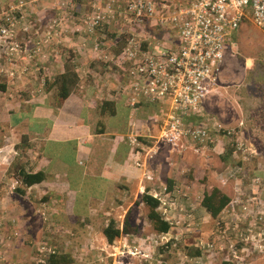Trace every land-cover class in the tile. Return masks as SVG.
I'll use <instances>...</instances> for the list:
<instances>
[{
  "label": "crops",
  "instance_id": "1",
  "mask_svg": "<svg viewBox=\"0 0 264 264\" xmlns=\"http://www.w3.org/2000/svg\"><path fill=\"white\" fill-rule=\"evenodd\" d=\"M12 1L0 0V5L7 3L10 7ZM53 1L23 0V18L13 25L11 40L26 52L33 49V57L14 53V78L6 80L0 75V224L8 226L11 236L14 232L16 237L25 233L24 228L10 226L11 221L17 226L32 223L26 211L30 204H35L29 198L31 193L40 208L48 209V219L64 217L67 222H63L71 225H86L87 219L95 218L96 210H100L97 217L106 224L110 216L118 218L128 209L143 206L139 199L144 193L168 196L170 214L175 217L173 213L177 211L181 224L190 223L202 214L209 218L199 201L210 186L209 189L217 187L229 197L230 203L218 216L224 219L222 222L228 220L227 210L242 208L247 210L246 216L238 214L240 218H235L242 223L243 231L250 233L248 228L254 221L245 223L246 218L254 220L264 213V181L259 186L251 182L246 191L241 185L234 187L231 195L226 185L241 170L235 165L239 158L232 150L226 156L230 153L229 145L216 134L209 146L221 163L216 171L201 168L205 164L201 165L200 160L207 158L208 152L196 157L188 151L178 153L160 147L154 158L145 160V147L158 136L162 126L155 107L141 101L131 109L125 96L116 92L121 76L110 63H105L114 59L116 40L110 38L111 31L100 27L90 34L81 32L82 20L73 23L74 18L60 15L52 6ZM79 6L73 15L82 18L85 11ZM57 15L59 26L47 24ZM46 33L50 37L44 39ZM65 66L72 68L76 85L59 101L53 80L63 73ZM40 79L45 81L44 88L39 86ZM218 91L229 101L225 89L217 86L214 93L219 94ZM200 110L201 106L186 117L187 126L212 130L229 127L222 123L228 122L223 110L215 119H206ZM241 113L237 111L238 118ZM237 124L238 128L243 121L238 119ZM255 154L247 155L246 161L257 159L256 151ZM20 172H40L44 180L25 187L20 182ZM16 178L17 188L8 192L11 180ZM230 220L234 222L233 218ZM204 227L201 224V229ZM212 230L206 233L214 235ZM252 230L256 231L253 225ZM142 231L138 228L136 235L120 237L141 245ZM259 231L264 234V229ZM153 233L152 230L149 234L152 241ZM99 239L103 242L101 233ZM181 240L187 245L184 232ZM193 254L191 259L196 262L201 252L194 250ZM23 255L21 251L15 254L25 258Z\"/></svg>",
  "mask_w": 264,
  "mask_h": 264
},
{
  "label": "rangeland",
  "instance_id": "2",
  "mask_svg": "<svg viewBox=\"0 0 264 264\" xmlns=\"http://www.w3.org/2000/svg\"><path fill=\"white\" fill-rule=\"evenodd\" d=\"M90 1L54 0L52 6L59 11L60 15L64 14L67 18H74L76 21L72 22L77 23L82 18L80 15H73L76 6L81 5L79 7L86 11ZM22 3L23 0H13L10 2V7L7 3L0 5V26H6L10 22L14 25L22 20ZM60 3L63 4L59 6ZM66 3L74 6V9L70 11L71 13L66 9ZM58 18L57 15L47 24L59 26L61 23ZM115 28L113 24L105 26V29L111 31V33H114ZM115 32H117L116 29ZM11 37L12 33H10ZM49 37V33L44 35V39ZM7 39L9 38L7 37ZM232 39L234 47L223 55L217 76L218 87L225 89L229 101L228 98L225 100L222 91H218L219 94L214 93L200 103L202 110L199 111L206 119H215L217 118L216 115H219L223 110L227 114L226 119L228 122L222 123L229 127H225L227 129L221 128L213 134L223 136L221 130L237 132L236 140L254 149L257 153V159H252L249 163L247 161L243 163L237 177L228 180L226 186L231 195L234 187H240L239 185H241L242 190L246 191L249 189L252 178L256 175L262 176L261 174L264 173V33L252 25L244 23L234 32ZM15 43L10 40L9 43L4 44L3 52H0V75L1 78L6 80L14 78L15 68H11L15 65L14 53L23 54L28 59L33 57V49L26 52L18 42ZM231 52L233 53L232 56L230 55ZM44 85V79H40L39 86L44 88ZM233 102L234 106L242 112L240 118H238L240 115H237L239 110L232 105ZM229 117H231L230 120ZM238 119L241 122L243 121V124L237 128L239 125L237 124ZM225 142L229 141L225 139ZM213 149V147H208L206 151L208 152L207 158L200 160L201 165L205 164V166H201L204 171H216L221 166L220 160L216 157ZM206 152L201 156H204ZM241 174L249 178L243 179ZM16 188L17 178L16 181L15 179L11 180L8 192ZM159 196L164 200L165 206L157 208V211L171 224H169V230L166 234L153 233V241L149 236L150 232L152 233V228L146 220L147 209L144 205H137L128 209L123 216L118 218L117 216H110L105 222L113 220L121 227L125 219L130 227L143 228L141 232L143 240H140V243H142L140 247L147 257L139 259L124 258L125 264H264V251H261L264 246V234L259 231L264 229V219L258 221L256 218L254 220L252 217L246 218L245 223L254 221L252 225L256 228V231H253L251 225L248 228L251 231L250 233L243 231L242 223L235 218L239 215L241 217L246 216L247 210L242 208L227 210V216L229 217L225 222H222L224 219L219 217L213 221L211 219L203 221L205 218H209L202 214L197 221L181 224V220L177 218L179 214L177 211L173 213L175 217L170 214L171 206L168 205V201L171 200L168 196ZM244 197H246L245 194ZM29 198L31 201H35V204H30L29 210L26 208V211L29 212L27 216L31 218L32 223L17 226L16 222L11 221L10 226V228L16 227L17 229L24 228L25 233H20L16 237L14 232L11 236L7 232L8 226L0 224V264H47V258L53 254L67 255L71 259L70 264H112L113 258L107 255L113 252L110 246L131 245L129 240L124 241L121 237L116 238L112 244L100 242L99 233L105 225L101 218L97 217L100 210L95 211V218L87 219L89 223L87 222L86 225H71L65 223L67 219L64 217L48 219V209L40 208L39 202L36 201L32 193L29 194ZM248 208L251 210L250 207ZM230 218H233L234 222ZM224 223H226V226H224ZM201 224L205 226L204 229H201ZM212 229L214 235L209 232L206 233V231ZM183 232L185 233L187 245H184L181 240ZM145 237L150 239L145 240ZM194 248L199 249L201 252L196 262L191 259L195 256L193 253L196 249ZM17 251L23 252L25 258L15 256Z\"/></svg>",
  "mask_w": 264,
  "mask_h": 264
},
{
  "label": "built area",
  "instance_id": "3",
  "mask_svg": "<svg viewBox=\"0 0 264 264\" xmlns=\"http://www.w3.org/2000/svg\"><path fill=\"white\" fill-rule=\"evenodd\" d=\"M65 5L71 13L74 6ZM81 23L83 33L113 24L117 32L128 34L114 59L121 76L116 92L125 96L131 109L141 101L154 106L162 124L158 136L145 147L144 159L154 158L160 147L201 156L220 128L187 126L185 119L216 91L219 65L234 47V32L248 23L264 33V0H91ZM12 27V22L0 26V52L11 40ZM221 132L242 162L246 163L247 155L256 156L254 149L236 140L237 132ZM131 142L136 145L134 139ZM263 181L264 175L251 180L254 186ZM151 197L158 208L165 206L157 194ZM255 218L262 221L264 213ZM138 245H112L113 252L107 255L112 264H125L124 258H146Z\"/></svg>",
  "mask_w": 264,
  "mask_h": 264
},
{
  "label": "trees",
  "instance_id": "4",
  "mask_svg": "<svg viewBox=\"0 0 264 264\" xmlns=\"http://www.w3.org/2000/svg\"><path fill=\"white\" fill-rule=\"evenodd\" d=\"M110 38H114L116 41L113 44L115 46V49L113 51L114 59L119 56L121 52V48L125 44L127 40L128 34L125 32H115L110 35ZM106 58L104 57L103 60ZM114 59L109 62L105 61L106 64L110 63L114 68L116 67V63H114ZM53 85H55L56 88V95L55 98L59 101H62L67 97V95L70 93L71 90L74 89L76 85V76L74 75L72 68L69 66L64 67V71L62 74L56 76L53 80ZM235 141V138L232 137V142ZM227 145H229L230 153L226 154V156L231 155V150L233 151V146L231 147V144L229 142H226ZM226 145V146H227ZM228 149V150H229ZM244 162H242L240 159L238 161L236 160L235 165L239 168L243 165ZM243 176V179L249 178L245 175L241 174ZM20 182L23 186L29 187L35 184H38L44 180V175L40 172L36 173H24L20 172L19 174ZM249 180V179H247ZM140 202L146 207L147 214H146V220L148 224L151 226L152 230L157 234H166L169 230V223L167 220H165L160 213L157 211L158 208V202L156 199H153L151 196L147 195L146 193L142 194L140 197ZM230 203L229 197L223 193L219 188L212 187L207 192H204L202 198L199 201V206L202 208L205 214L209 216L210 219H218V216L221 214L222 211L227 207V205ZM103 242L106 244H112L113 241L124 235H136L137 229L134 227H130L126 220L122 222V226L119 227L118 224H116L113 220H109L101 229L100 231ZM197 251L199 249L194 248ZM47 264H70L71 259L67 255H50L47 260Z\"/></svg>",
  "mask_w": 264,
  "mask_h": 264
}]
</instances>
